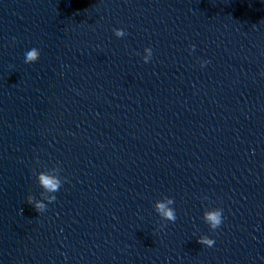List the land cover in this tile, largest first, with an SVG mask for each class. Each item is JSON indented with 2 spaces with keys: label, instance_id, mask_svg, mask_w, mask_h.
Segmentation results:
<instances>
[{
  "label": "clouds",
  "instance_id": "1",
  "mask_svg": "<svg viewBox=\"0 0 264 264\" xmlns=\"http://www.w3.org/2000/svg\"><path fill=\"white\" fill-rule=\"evenodd\" d=\"M113 34L117 38H123L128 35L127 31L124 28H114ZM13 40L15 38L13 37ZM196 45L189 44V54L195 51ZM143 55L141 56V60L143 63L147 64L153 59V49L151 47H145L143 49ZM140 55L139 53H136ZM40 50L38 48L33 47L30 50H27L24 53V63L25 64H33L36 63L40 59ZM201 68H204L210 61L207 60H199L198 61ZM62 168L57 164L56 166L46 169L45 171H40L35 173L37 182L39 186L43 189L41 192L42 199H36L32 195L27 197V203L32 205L34 209L38 213H44L47 211L48 204L55 203L57 197L55 193H57L63 184L66 182V178L61 176ZM204 199H208L204 197ZM46 201L47 203H45ZM175 204V200L169 196H163L161 199L157 200L153 204L154 211L160 217V225L159 228L163 230L167 227L168 223H175L177 220L176 210L173 207ZM224 210L221 207H210L205 208L203 211L202 219L204 223H206L213 233H215L224 223ZM197 242L200 245H203L207 248L214 247L216 241L213 238H210L208 235H201Z\"/></svg>",
  "mask_w": 264,
  "mask_h": 264
}]
</instances>
